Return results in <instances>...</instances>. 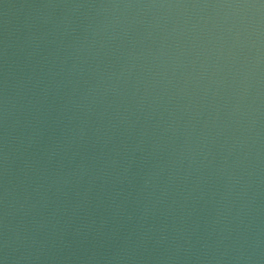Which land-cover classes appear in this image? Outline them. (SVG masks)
<instances>
[{"label":"water","instance_id":"1","mask_svg":"<svg viewBox=\"0 0 264 264\" xmlns=\"http://www.w3.org/2000/svg\"><path fill=\"white\" fill-rule=\"evenodd\" d=\"M0 264H264V0H0Z\"/></svg>","mask_w":264,"mask_h":264}]
</instances>
